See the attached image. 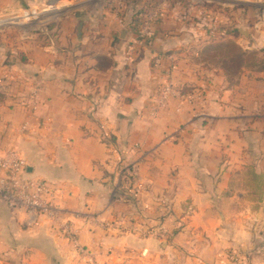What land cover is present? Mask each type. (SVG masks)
I'll return each instance as SVG.
<instances>
[{
	"label": "crops",
	"instance_id": "1",
	"mask_svg": "<svg viewBox=\"0 0 264 264\" xmlns=\"http://www.w3.org/2000/svg\"><path fill=\"white\" fill-rule=\"evenodd\" d=\"M19 1L32 14L55 13L56 34L30 43L25 66L0 67L9 71L0 79V151L15 150L28 176L58 186L62 217L53 223L14 211L0 197V264H90L64 224L93 264H255L264 190L254 203L246 199L251 188L237 184L248 171L264 180V136L251 123L264 111V85L231 82L183 57L192 43L197 57L216 42L185 26L167 33L177 17L159 21L151 49L129 61L134 12L92 17L94 8L83 7L90 0ZM13 2L0 0V8ZM156 55L165 57L158 67ZM172 65L181 94L161 107ZM35 91L37 109L24 107Z\"/></svg>",
	"mask_w": 264,
	"mask_h": 264
},
{
	"label": "rangeland",
	"instance_id": "2",
	"mask_svg": "<svg viewBox=\"0 0 264 264\" xmlns=\"http://www.w3.org/2000/svg\"><path fill=\"white\" fill-rule=\"evenodd\" d=\"M18 1L14 0L13 5H3L5 7L3 9L0 8V46L4 45V48L1 47L0 50V67L4 66L7 69H11L12 67L10 66L14 63H17V65L21 67L26 65V61L28 60V56L30 54L29 45L31 42H33L34 45L37 44L41 46L46 44L48 37L55 41L56 28L53 26L55 25V22L49 20L55 15V13L52 12L44 15L37 12L36 14H32L30 11H25L23 8L25 7V4L23 2L19 5ZM100 5L102 6V9L98 10L97 8ZM83 7L86 9L87 7L97 9V11H94V9L90 11L92 17L98 14L105 16L107 13H113L114 15H117V17H124L126 12L132 11L135 15L137 13L139 19H141L142 14H145L144 21H147V15H149V13H152L155 9H157L155 12H157L156 14L158 16H161V21L164 19L166 20V23H170V20L167 21L168 19L177 17V19H174L171 24L168 25L167 33L180 31L185 26L186 29H188L186 34H190L193 37V33L198 31H205V34L208 36L209 30L215 26L211 21V18L217 19L216 22L220 24L219 27H224L223 29L221 28L224 35L215 39L207 37L211 40L209 42L214 41L216 42L215 44H219L224 41V43H226V41L229 40L233 41L232 38L230 39L229 37L232 36L235 29L247 31L250 33L248 37H244V35L238 33V35L235 36L236 39L234 42H238L237 44L245 51H252L253 53L254 51H257L258 58L256 56V60L258 59V61H255V57L253 56L254 54L251 53L245 55V59L236 60L233 63L231 59L223 56L221 51L217 50L216 52L212 51L208 53V55H206L209 56L206 61L208 63H204L202 62L203 58L201 59L200 55L197 57L195 56V52L199 50V42L192 43L190 46L188 45V47L185 48V51L181 52L183 53V57L188 58L191 62L193 61L197 65H204L205 69H217L229 80H234L239 76V79L248 78L253 85H264V71H262V69H264V43L261 44L259 36L264 35L262 34L264 33V0H90L87 3H84ZM185 18H187V20ZM135 19L136 18L134 16V23ZM206 19L209 21L206 22ZM149 21L144 24L147 26ZM203 22H206V24H203ZM151 24L153 27L151 29L156 32V38L147 40L148 37H145L144 41H137L135 31L141 27L136 28L133 24L132 37L129 38L127 45L130 55L128 58L129 61L142 57L143 51H146V49L149 48L151 49L153 42L157 39V28L159 22L153 20ZM48 25H51L50 28ZM132 39L137 42H132ZM258 42H260V44ZM254 44L258 47L257 49H254ZM206 49V47L203 48V51ZM232 56L235 57L236 55L231 53L230 57ZM251 57H253V59ZM239 66L244 68L241 74L236 73V71L239 70ZM191 70L194 71V69ZM191 70L189 69L190 72ZM6 72L9 71L6 69L0 70L1 80H3L2 77H5L4 74ZM242 86L243 85H240V83L237 84L239 91H241L240 87ZM4 87V84L3 86L0 84V95H3V89H6ZM250 87L253 88V86ZM7 88L10 89L9 86H7ZM256 88L259 87L257 86ZM177 89L179 88L177 87ZM193 93H197V91ZM33 114L35 115L36 113ZM28 122L30 123V121ZM255 122V124L251 122L255 127L253 130H257L259 135H262L263 137L264 111L257 112ZM23 124L20 127H22ZM262 154H264V150L259 152V155ZM247 173V180H240L237 184V188H242V190H244L245 186L250 187L251 189H245L247 190L246 199L253 200L254 203H260L263 200V197H260L262 191L264 190L263 177L260 176L261 178L259 177V180H256L257 182H255L252 179L250 172L248 171ZM122 185V182H119L117 185L116 193H118L119 196L122 195ZM129 188L130 187H128V189ZM253 188H255V190L256 188L258 189L257 194H254ZM253 254L255 255V264H264V238L261 243L255 246Z\"/></svg>",
	"mask_w": 264,
	"mask_h": 264
},
{
	"label": "built area",
	"instance_id": "3",
	"mask_svg": "<svg viewBox=\"0 0 264 264\" xmlns=\"http://www.w3.org/2000/svg\"><path fill=\"white\" fill-rule=\"evenodd\" d=\"M155 11H157V9L147 15V21L150 20L147 26L144 24L147 22L144 21L145 14H142L141 19H139L136 13L134 26L136 28L141 27L135 31L137 41H144L145 37H148L147 40L156 38V32L151 29L153 28L151 22L153 20L158 22L161 21V16H158ZM211 21L215 26L209 30L208 37L215 39L224 35L222 32L224 27L221 26L222 29L219 27L220 24L216 22L217 19L211 18ZM137 41L132 39V42L136 43ZM164 58V56L156 55L153 59L154 65L156 67L161 66L164 62ZM174 70H176V67L172 65L165 71L166 78L160 91L159 99V106L161 107H164L168 103L170 97H180L181 93L179 90L175 89L172 83V73ZM37 96V91H35L31 95V98L29 97V103L27 104L24 102V106L30 108L32 101L36 100ZM191 96L189 98L190 102L191 100L193 102L197 100L195 95L193 97ZM32 105H34L33 110H36L35 104L32 103ZM27 125L28 124H25L23 127L26 128ZM27 167V162L15 150L0 151V197L11 210L24 211L32 216L47 218L53 223L58 222L62 217V210L57 205V201L62 196V191L58 186L45 179L28 176ZM125 195L131 199L135 198L133 191H127ZM61 229L75 245L80 255L82 257H87L88 263L93 264L94 260L91 253L85 247L78 244V240L70 231L67 224L62 225Z\"/></svg>",
	"mask_w": 264,
	"mask_h": 264
},
{
	"label": "trees",
	"instance_id": "4",
	"mask_svg": "<svg viewBox=\"0 0 264 264\" xmlns=\"http://www.w3.org/2000/svg\"><path fill=\"white\" fill-rule=\"evenodd\" d=\"M225 42V41H224ZM224 42H222V43H219V44H210V45H208L206 48V50L205 51H203L201 54H200V57H201V59H202V62H204V63H208V62H206L207 61V58L209 57V56H206V55H208V53H210V52H212V51H217V50H219V51H221V53H222V55L223 56H225V57H227V58H229V59H231L232 61H233V63H234V61H236V60H243V59H245L246 58V56L245 55H247V54H251V53H253L252 51H245L242 47H240L236 42H234V41H226V43H224ZM225 50V51H224ZM224 51V52H223ZM231 53H233L234 55H236L235 57L234 56H232V57H230V54ZM236 53V54H235ZM254 55V57H255V61H258V59L256 60V56H257V58H258V54H257V51H254V53H253ZM252 59H253V57H251ZM210 62H213V61H210ZM254 64V63H253ZM263 67V66H262ZM239 68V70H237L236 71V73L237 74H241L242 72H243V70H244V68H241V66H239L238 67ZM262 71H264V69H262ZM238 76V75H237ZM233 77H235V76H233ZM232 77V78H233ZM239 77V76H238ZM238 77L236 78V79H234V80H231L230 79V81L231 82H235L237 79H238ZM252 179L255 181V182H257L256 180H259V176L258 175H252ZM257 184V183H256ZM253 192H254V194H257L258 193V189L256 188V190H255V188H253Z\"/></svg>",
	"mask_w": 264,
	"mask_h": 264
},
{
	"label": "water",
	"instance_id": "5",
	"mask_svg": "<svg viewBox=\"0 0 264 264\" xmlns=\"http://www.w3.org/2000/svg\"><path fill=\"white\" fill-rule=\"evenodd\" d=\"M239 32L244 35V36H247L248 35V32L247 31H243V30H239Z\"/></svg>",
	"mask_w": 264,
	"mask_h": 264
}]
</instances>
